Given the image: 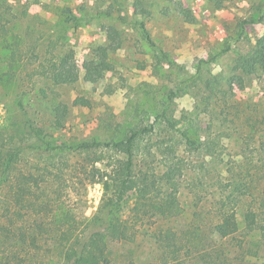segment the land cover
<instances>
[{
  "label": "rangeland",
  "instance_id": "1",
  "mask_svg": "<svg viewBox=\"0 0 264 264\" xmlns=\"http://www.w3.org/2000/svg\"><path fill=\"white\" fill-rule=\"evenodd\" d=\"M135 1L0 0V27L10 21L9 35L23 46L38 47L36 54L41 58L53 44L57 52H74L78 64L91 59L96 47L109 43L107 28L121 33L122 46L111 54L112 68L98 84L83 78L71 86L37 84L50 87L59 101L71 104L84 96L92 104L91 108H72L64 130L56 131L44 122L54 139L70 144L92 138L107 141L130 129L154 125L153 140L166 139L165 148L176 151L170 164L182 172V184L159 200L153 224L135 220L146 216L135 197L112 218L111 264H186L177 253L179 239L186 236L223 244L234 264H264V230L257 213L248 210L257 205L256 200L246 196L237 207L245 237L219 238L218 221L211 213L213 204L225 197L214 184L233 180L230 168L238 172L251 162L255 175L264 171V69L259 67L246 77L245 89L229 88L236 57L254 48L264 35V0H233L221 9L209 0H141L151 12L144 20L146 27L168 54V63H160L155 49L143 38L137 25L143 18L133 14ZM81 9L92 17L87 25L72 20L71 15L79 17ZM251 20L256 23L246 25L238 38L241 22ZM3 37L0 32V42ZM228 38L234 49L225 51ZM0 52L2 133L12 130L21 118L17 101L27 89L22 82L27 69L20 68L15 80L6 82L2 75L5 52ZM35 91L27 97L31 104L36 101ZM185 130L192 139L214 147L215 156L188 147L181 135ZM254 194L264 196V184ZM103 195L102 183L90 184L83 212L68 216V224L75 226L83 216H93ZM61 241L69 244L71 237L62 235Z\"/></svg>",
  "mask_w": 264,
  "mask_h": 264
},
{
  "label": "trees",
  "instance_id": "2",
  "mask_svg": "<svg viewBox=\"0 0 264 264\" xmlns=\"http://www.w3.org/2000/svg\"><path fill=\"white\" fill-rule=\"evenodd\" d=\"M209 1L221 9L233 0ZM132 9L135 16L143 18L137 25L155 49L158 61L168 63V54L156 45L146 27L144 20L151 17V12L141 0L135 1ZM80 11L79 17L71 15L72 20L76 25H87L92 17L85 9ZM185 15L193 21L189 12ZM9 23L5 20L0 27L1 35L4 33L0 50L5 52L2 57L6 63L3 80H15L20 68L27 69L21 79L27 89L17 101L21 118L12 130L0 133V264H111L112 218L124 211L130 197H135L146 209V216H136L135 220L153 224L159 200L167 197L173 186L182 184V172L170 164L176 151L165 148L166 139L153 140L154 125L130 129L107 141L92 138L70 144L54 139L44 122L48 121L56 131L64 130L72 108H91L92 104L84 96L71 104L59 101L50 87L37 84L48 81L51 87L71 86L81 78L98 84L112 68L111 54L122 46L121 33L115 27L107 28L109 43L96 47L91 59L78 64L74 52H57L53 44L46 47L41 58L36 54L38 47L23 46L9 35ZM255 23L242 21L238 38L246 25ZM231 40H226L225 51L234 49ZM259 67L264 69V35L254 48L236 57L229 88L245 89L246 77ZM33 87L37 90L36 101L31 104L27 97ZM181 135L191 149L215 156L214 147L192 139L189 130ZM246 164L247 173L241 168L238 172L230 168L228 175L233 180L214 184L225 195L213 204L211 212L218 221L217 234L222 240L246 236L237 216L239 202L246 196L258 202L248 210L257 213L264 230V196L254 194L264 184V171L255 175L250 168L252 163ZM93 183L104 187L97 212L91 217L83 216L75 226L69 225L67 217L83 212L87 187ZM62 235L71 237L69 244L61 241ZM177 253L186 264H234L223 244L211 245L194 236L181 237Z\"/></svg>",
  "mask_w": 264,
  "mask_h": 264
}]
</instances>
